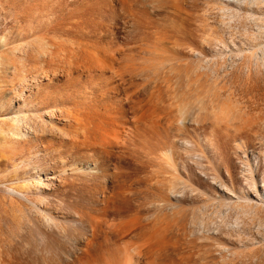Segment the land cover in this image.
<instances>
[{
  "label": "rangeland",
  "instance_id": "rangeland-1",
  "mask_svg": "<svg viewBox=\"0 0 264 264\" xmlns=\"http://www.w3.org/2000/svg\"><path fill=\"white\" fill-rule=\"evenodd\" d=\"M0 264H264V0H0Z\"/></svg>",
  "mask_w": 264,
  "mask_h": 264
}]
</instances>
